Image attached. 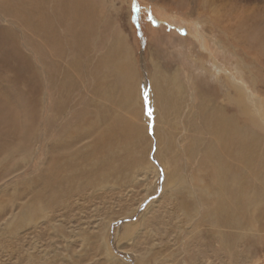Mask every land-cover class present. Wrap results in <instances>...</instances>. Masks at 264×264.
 <instances>
[{
	"label": "rangeland",
	"instance_id": "1",
	"mask_svg": "<svg viewBox=\"0 0 264 264\" xmlns=\"http://www.w3.org/2000/svg\"><path fill=\"white\" fill-rule=\"evenodd\" d=\"M219 2L91 0L94 32L80 59L83 73L68 92L67 107L52 120L53 104L65 99V92L58 95L46 88L30 128V120L19 112L21 99L10 96L18 107V129L34 136L22 150L7 148L0 154V264H184L187 256H200L201 250L212 252L203 243L215 239L203 207H196L199 214L189 212L188 194L171 186L170 161L175 153L185 185L191 181L193 161L186 156L190 139H186L185 122L191 88L196 85L208 91L221 79L216 73L198 76L192 66L209 55L208 67L212 56L233 73L243 67L248 85L255 78L257 93L264 96V0H225L227 13L222 14ZM118 41L120 50L109 63L108 54ZM23 50L36 58L27 46ZM116 63L127 74L117 73ZM161 74L170 84L177 79L187 93L182 112L168 115L172 126L166 124L156 91V75ZM5 84L0 83V88L11 86ZM69 131L82 137L73 139ZM85 132L91 133L83 136ZM170 132L176 136L173 153ZM99 134H103L102 145L96 149ZM59 139L62 149L55 145ZM91 144L96 148L90 154ZM67 145L70 156L62 151ZM53 153H58L69 180L56 186L62 197L49 206L46 176ZM106 164L111 171L102 177ZM202 220L204 225L199 227ZM129 226L134 231L126 238ZM259 248L257 257L234 263L264 264V242Z\"/></svg>",
	"mask_w": 264,
	"mask_h": 264
},
{
	"label": "bare ground",
	"instance_id": "2",
	"mask_svg": "<svg viewBox=\"0 0 264 264\" xmlns=\"http://www.w3.org/2000/svg\"><path fill=\"white\" fill-rule=\"evenodd\" d=\"M224 2L225 0H220L218 3L219 14L223 11L227 13V2ZM92 14L91 0H0V18L3 23H0V83L11 85L9 88H0V99H3L0 100V154L7 148H10V151L22 150L26 146L25 143L30 141V137L34 136L31 133L28 137L26 132H20L18 129L15 121L18 107L9 101L10 96L16 94L17 98L21 99L19 104L23 112H19L24 113L30 120V128H33L34 120L42 108L40 96L46 88L50 87V91L55 90L58 95L65 92V99L62 98L57 104H53L50 117L52 120L60 113L59 109L67 107L70 99L68 92L76 88L79 74L83 73L80 68L81 56L90 47L95 26ZM118 42L113 46L112 54H108L109 63L115 59L116 49L120 50L121 41ZM24 46H27L36 58L33 54L26 53ZM222 48L225 50V47ZM70 50L72 55L67 59V52ZM208 57L209 55H203L192 67L199 73L198 76L216 73L221 79L214 82V86L208 87V91L197 88L192 82L196 88L192 87L191 95H188L192 97V104L185 121L188 126L186 139H190L186 156L189 161H193V171L191 170L189 175L193 182L185 185L182 164L176 157L178 153H175V159L170 161L171 186L174 185L176 191L188 194L189 212L199 214L200 210L196 207H203L204 219L210 222L207 228L215 235V239L203 242L211 253H203L201 250L200 256L196 253L190 258L187 256L184 264H207L208 261L210 264H235V260L257 257L262 251L259 245L264 242V96L258 95L259 84L255 78L248 85L243 67L233 73L212 56L213 64L210 68L207 65ZM242 61L245 62L243 59L239 62L243 63ZM113 67L117 73L127 74L121 64L116 63ZM156 76L159 80L156 91L164 110L163 116L167 119L166 124L172 126L173 120L171 121L168 115L176 117L182 112V108L186 106L187 93L184 85L177 79L170 84L164 75ZM192 80L193 77L190 82ZM222 87L226 92L222 91ZM65 133H68V129ZM90 133L85 132L83 136ZM69 134L73 139L75 136L82 137L80 132L69 131ZM102 135L96 136L97 148L91 144L93 147L89 148L90 154L93 149L101 147ZM175 138V134L170 132L171 153ZM59 140L55 145L61 146L62 149L64 144L62 139ZM62 151H65L67 156L71 154L68 145ZM57 155L58 153L51 154L46 176L51 198L47 200L49 206L54 205L61 196L56 186H60L63 180H69L67 175L64 176L65 170L62 162L59 164L60 157ZM105 166L107 168H104L102 177H105L110 169L108 164ZM72 169L74 168H70L74 174ZM32 216L30 212L29 218ZM203 222L199 221L198 226L202 227ZM128 229L126 238L133 235L134 226H129ZM262 239L263 242H260Z\"/></svg>",
	"mask_w": 264,
	"mask_h": 264
}]
</instances>
